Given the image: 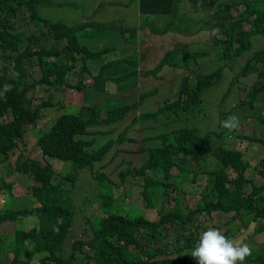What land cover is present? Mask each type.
<instances>
[{"label": "trees", "instance_id": "1", "mask_svg": "<svg viewBox=\"0 0 264 264\" xmlns=\"http://www.w3.org/2000/svg\"><path fill=\"white\" fill-rule=\"evenodd\" d=\"M76 1L79 2L71 0L66 4L61 0H0V53L14 58L13 66H7L5 72L0 74V93L3 92L5 84L11 85V90L0 96V154L7 155V159L26 131H34L37 128V120L41 118L40 109L53 105V95L59 94L65 88L83 91L88 87L85 96L90 102L108 93L105 88L107 83L116 82L119 85L124 77L137 70L136 66H132L133 61L129 60L124 63L100 64L97 71L98 57L105 49L92 51L77 38L83 28L101 22L97 19L101 14H94L93 17V14L85 9L88 1L80 5V9L86 11L85 18L81 14L86 22L81 21L75 25L39 15L37 8L40 2L41 5L47 2L55 5L56 9L67 7L75 11ZM178 1L138 0L136 11L146 15L144 26L152 30L147 27L144 29L154 34L158 24L162 23L163 28H169L171 23L160 20V16L174 14ZM226 1L228 3L223 5L222 0H189L193 7L209 11L205 20L208 39L204 42L211 41V49L218 51L217 62L229 61L227 66L230 68L235 64L234 56L237 55L235 53L232 55L231 43H236L241 51L253 50L245 61L240 75L253 71L256 80L252 83L247 98L239 96L240 103L245 106L240 107V111L243 118L247 120L253 118L254 123L256 121L264 123V113L254 106L257 97L264 95V48L254 50L251 45L255 36L264 34V0ZM216 2H219V5L211 10V6ZM236 7L239 8L238 16H234L233 13ZM27 12L33 15L34 19H31L39 30L34 31L13 20L15 13ZM88 13L95 22H88L90 20V17H86L89 16ZM114 14L113 11L107 18H113ZM113 22L114 20L109 23ZM110 28L125 34L121 25L114 23ZM13 29L17 32L10 31ZM213 30H216L215 34ZM48 42L49 46L46 45ZM22 43L24 46L20 50L19 46ZM172 53H181L184 57L192 54L188 50L174 49ZM77 54H82L79 58L82 65L80 76L73 80L70 79V74L76 68ZM167 56L168 51L160 60L158 68L169 63ZM63 57H66L64 61ZM23 62L36 63L42 72L41 78L29 82ZM84 73L92 76L90 81L84 82L82 77ZM146 73L154 75L156 72ZM161 76L164 79L165 73ZM222 77L221 66L208 73L198 74L192 83H189L188 76L184 75L180 82L175 83L178 90H175L173 96L177 92L176 98L168 100L166 96L162 97V103L159 101L157 105L154 104L156 110L142 109L146 106L144 101H151L150 98L154 97L157 88L142 91L138 100L130 103L119 104L120 100L110 99L104 100L99 106L96 103H88V106L80 109V114L79 111L75 114L66 112V108L62 106L63 112L55 117L45 132L38 134L35 148L45 159L54 158L62 161L67 166L65 170L68 174L62 177L63 171L56 174L47 159L42 161L28 157L22 159L25 156L21 153L26 154L30 150L24 148L25 150L20 151L13 161L14 172L21 173L23 177L29 176L36 184L23 186L3 182L0 185V192L3 190L1 199H4V195L13 185L16 188L21 186L26 189V193L20 196L29 194L34 204L30 208L16 211H0V264H196L188 253L194 248L199 235L206 230V227L199 230L202 223L198 221L200 215L209 217L214 211H220L225 214L232 212L236 218H241L245 212L253 214L251 224L257 219L263 220L264 181L256 184L246 175L249 167L247 156L237 149L213 147L211 133L200 136L197 129L188 127L192 123L190 118L201 105L202 96H205L207 90ZM37 85H43L48 98L38 105L30 106L27 92L29 89L36 90ZM231 90L232 87H229L223 92L222 100L226 99ZM246 105L256 108L253 116L249 114ZM89 108L91 109L87 117H82L81 112ZM136 109L141 110L138 115L141 118L161 117L163 124H172L171 128L160 134H147L144 138L154 142L143 147L145 160L140 166H130L131 160L121 154L125 148L117 146L113 151L111 148L116 142L134 140L126 133L138 121L137 118H133L129 125L122 127L116 137L111 136L103 142L99 134L102 135L103 132L108 134L111 130L113 132L115 124L123 122L125 117ZM197 113L200 114L201 110L198 109ZM229 115H232L231 109L226 113V118ZM101 123L107 126L100 128ZM174 123L184 125L177 126ZM221 133L222 131L218 135ZM261 133L262 136L258 137L252 131L243 138L249 142H259V148L262 149L264 132ZM157 139L161 142L156 141ZM208 154L216 156L220 163L216 168L207 171L211 180L210 186L204 189L205 193L201 194L195 208H185L186 204L180 202L177 196L169 209L163 208L158 220H149L144 215L129 218L118 209L101 218L100 215L96 217L94 215L93 219L88 220L91 227L86 231L88 235H80L73 239L71 250L66 254L65 243L76 226V204H79L80 200L79 205L83 212L86 208L84 204L89 202L92 204L95 200H99V206L103 209L110 208L113 201L110 187L119 186L120 182L128 177L142 176L143 182L140 183L138 195L145 202L147 210L153 211L158 194L168 195L167 188L170 184L167 181L171 176V170L177 167V176L186 180L192 162L200 166ZM104 161H107V166L113 164L109 167L112 176L101 171L99 165ZM126 162L129 164L123 169L121 165ZM260 162L262 167L258 173L264 178V154ZM229 169L235 172V177H230ZM85 171L90 174V184L99 190L98 193H93V198L86 195L84 199H80L78 192L81 188L76 183ZM87 212L86 216L89 218L92 213L89 215ZM26 217L34 218L36 220L34 225L29 229L20 228L19 219ZM256 226L255 224L252 228ZM261 227H264V223ZM82 229H85L84 225ZM7 234L11 236V240L5 239ZM156 240L159 244L155 243ZM172 240L176 244L173 248ZM245 243H250L252 255L246 258L244 264H264V249L262 251L256 246L257 243L252 238L247 240L245 238ZM260 246L264 248L263 245Z\"/></svg>", "mask_w": 264, "mask_h": 264}, {"label": "rangeland", "instance_id": "2", "mask_svg": "<svg viewBox=\"0 0 264 264\" xmlns=\"http://www.w3.org/2000/svg\"><path fill=\"white\" fill-rule=\"evenodd\" d=\"M86 1L89 2V4H87V10L90 14H93V17L94 13L107 12L106 16H111L110 14L114 11L115 16H117L118 13L121 14V19L107 18L106 16L98 17L97 19L105 23L112 22L114 20L115 24L121 25V27H123L122 31H125V34H122L119 30L109 28L111 29L109 30L110 33L116 35V38L107 36L106 33H95L96 35H94L89 42L88 37H83L82 33H79L80 35L77 36L78 40L80 42H84L87 48L92 49V51H99L103 48L105 49V52L98 57L97 71L100 68V64L103 65L107 62L124 63L129 60L133 61L132 66H136L138 70L131 72L128 76L124 77V79L120 81L121 84L119 83V85H117L116 82L107 83L105 88L108 93L101 98L98 97L92 99L90 102L86 100L85 96V93L88 91V87H85L83 91L65 88L59 94L53 95V105L45 108L42 107L40 109L41 118L37 120V128H35L34 131H26L24 137L18 141L17 147L9 153L10 157L8 159L7 155L0 154V161L5 160L4 163H0V184L3 182L9 184L18 183V185L20 184L23 186L36 184V181L31 179L29 176L23 177L21 173L15 174L14 172L13 161L20 154L21 150H25L24 148H27V150L30 151H27L26 154L21 153L22 156H25L22 157V159L27 157L39 161L47 159L56 174H60L62 171L61 177L68 174V171L65 170L67 169V166L64 165L62 161L54 158L45 159L44 156H41L38 149L35 148V140L38 134L45 132L50 127L51 122L54 121L55 117L63 112L62 106L66 108V112L75 114L79 111L80 114V109L83 106H88V103H96L99 106V104L106 99L115 101L120 100L119 104L130 103L138 100L142 91L157 88V93L154 94V97L150 98V100L154 101V103L146 100L144 101L146 106L142 109L156 110L157 107L155 105L161 101L162 97L166 96L168 100H173L175 98L173 96V93L177 88L175 83L180 82L182 77L185 75V73L181 71L180 67L186 68L187 70L190 69L189 83H192L194 82L197 73H208L217 66H221L223 68V77L218 83L207 90L205 96H202L201 105H199L196 112L190 118L192 123H190L188 127L197 129L200 136L211 133L210 139L213 143V147L218 146L219 148H234L243 152L247 156L249 163L246 175H248V177L256 184L263 183L264 178H262V176L258 173V170L262 167L260 159L264 154V148H259V142H249L245 140L243 136L250 134L253 131L255 136L261 137V132H264V123L261 121H256L254 123L253 118L251 120L243 118L240 107L245 108V106H242V103L239 101L240 95L245 98L248 97V91L251 88L252 83L256 80V74L253 71H247L245 74L240 75L245 61L253 53V50L241 51L238 49L236 43H231L230 46L232 55L233 53L237 55L234 56L236 61L235 64L230 68L227 66L229 61L225 60L217 62L216 57L218 56V51L211 49V41L204 42L208 39L206 34L208 31L205 27V20L209 11L193 7L189 0H179L176 3V11L174 14L169 16H160V20H167V22H170L171 24L169 28H163L162 23L158 24L154 34H151L149 30L147 31L144 29L147 27L144 26L146 24V15L140 14L136 11L138 0H108L106 3L101 0ZM225 1L223 2L222 0L223 5L228 3ZM61 2L65 3V0H61ZM218 5L219 2H216L213 6H211V10H214V8ZM37 7L39 9V15L63 20L68 25L78 24V22H80L79 20H81L78 14L79 10H77V13H74L73 10L69 8L56 9L55 5H50L48 3L38 5ZM233 13L234 16H238L239 8H234ZM31 18L34 19L33 15L31 16L29 12L25 14L15 13L13 15V20L17 23H22L24 27L32 28L34 31L39 30L35 27L34 21ZM147 28L152 30L150 27ZM166 29L168 30L165 31ZM10 31L14 33L17 32L16 29ZM91 42L93 45L90 44ZM46 45L49 46L50 42ZM251 45L254 50L264 48V34L255 36ZM23 46L24 43L19 46L20 50L23 49ZM59 47H61V44H59ZM173 49L188 50L194 54L188 55L185 59L184 55L181 53L173 54ZM166 51H168L167 61L171 63V65L166 63L158 68L157 66L160 63V60L164 57ZM81 55L82 54L76 55L77 64L76 68L71 71L70 79L72 78L74 80L75 77L80 76V67L82 62L79 58ZM65 59L66 57H63L62 61ZM92 60L95 61L94 58ZM90 62L91 61H89V64ZM23 63L27 71V80L29 82L41 78L42 72L36 63ZM175 63H178L180 67ZM13 64L14 58L0 53V74L5 72V68L7 66L11 67ZM149 71H155L156 73H154V75L147 74L146 72ZM162 73H165L164 79L161 76ZM175 74L177 75L175 76ZM82 77H84V82H87V80H91L92 76H87V73H84ZM174 77L176 81L172 84L171 80L174 79ZM165 81L169 82L168 86L164 83ZM158 84L162 86H155ZM42 86L43 85H37L36 90H28L27 95L29 97L30 106L38 105L42 100L48 98V93ZM229 87H232L231 92L227 94L225 100H222L223 92H225ZM160 94L163 95L159 98L158 95ZM257 98V101L254 102V106L260 108V110L264 113V95L258 96ZM162 102L163 101H161V103ZM234 106L236 107L234 108ZM246 106L249 109V114L253 116L256 108L249 105ZM90 109L91 108L87 110L85 109L86 111L81 112V116L87 117V113H90ZM198 109L201 110L200 114L197 113ZM229 109H231L232 115H236L239 119V128L234 131H229L221 128L220 126V121L222 118L223 120L226 119V113ZM139 113H141L140 109L132 111L125 117L123 122L115 124L113 132L111 130L108 134L107 132H103L102 135L99 134V138H102L103 142L111 136L116 137L122 127L129 125L133 118H137L138 121H136L126 133L129 137H133L134 140H122V142H116L111 148L112 151L116 150L117 146L125 148V151H122L121 154L128 157V160H131V164L128 162L122 164L121 167L123 169L126 168L128 164L130 166H140L143 163L145 160L143 157L146 155L143 147L154 142L153 140L144 138L147 134L156 135L171 128L172 123L163 124L161 117H158L157 119H144L138 116ZM174 125L183 126L184 124L174 123ZM99 126L102 128L107 125L105 123H101ZM221 131L222 133L218 135ZM101 141L99 143H101ZM156 141L161 142L160 139H157ZM222 143L224 144L222 145ZM112 166V163L107 166V161H104L101 165H99L101 171L106 174L109 173V167ZM217 166L216 159L209 154L200 166H198L196 162H192V166L189 168L190 172L186 180H182L177 176V167H174L171 170V176L167 181L170 184L167 188L168 195L158 194L155 202V209L153 211L147 210L145 202L142 201L138 195L140 191V183L143 182L142 176L135 178L128 177L122 182L119 180V186H111L110 188L112 191L113 201L110 208L103 209L102 206H99V200H95L92 204L90 202L89 204H84L86 208L85 212H83L81 211L82 207L79 205L81 204L80 200L79 204H76V226L74 227V231L69 237V240L65 243V247L67 249L66 254H68L71 250L70 246L73 239L78 238L80 235H88L86 232L90 227L88 220L93 219L94 215L95 217L96 215H100L99 218H101L112 212L114 209H118L129 218L144 215L149 220H158V216L163 213V208L169 209L173 204V200L177 196L179 197L180 202L186 204L185 208H195L197 200H199L202 193H205L204 189L210 186L211 180L207 171H210ZM229 170L230 171L228 172L230 177H235V172L231 169ZM111 172L113 174V171ZM109 175L112 176L111 173H109ZM113 176H115V174ZM90 179V174L88 171H85L82 174V177L77 181L76 185L81 188L78 192L80 199H84L86 195L93 198V193H98L99 189L90 184ZM17 187L18 188L13 185L12 188H10L4 195V199H1L0 197V211H16L33 206L34 202L31 200L29 194L20 196L26 193V189L21 186ZM2 192L3 190L0 193L2 194ZM86 212L89 215L92 213V215L87 218ZM252 216L253 214H246L244 212L241 218H236L232 212L225 214L220 211H214L209 217L206 215H200L198 217V221L202 222L199 230L201 231L205 227L207 229L208 226H212L218 228L226 237L236 241L244 240L245 242V238L246 240L252 238L257 243L255 245L260 247L263 251L264 248L260 245H263L264 247V227H261L264 223V219H257V221L251 224L253 221ZM35 221L36 220L34 218H20L18 226L20 228L29 229ZM255 224L257 226L252 228ZM83 225L85 226V229H82ZM233 234L234 236H232ZM8 235L9 234H7L5 239L11 240V236ZM159 241L156 240L155 243L159 244ZM247 244L249 245L250 243ZM175 246L176 244L172 240L171 247L173 248ZM35 260H37V257Z\"/></svg>", "mask_w": 264, "mask_h": 264}, {"label": "clouds", "instance_id": "3", "mask_svg": "<svg viewBox=\"0 0 264 264\" xmlns=\"http://www.w3.org/2000/svg\"><path fill=\"white\" fill-rule=\"evenodd\" d=\"M116 17L120 18V15H117ZM215 31L216 30H213V34H215ZM190 53H192L190 55L194 54L193 52ZM174 54H179V53H174ZM184 58L186 59V57ZM180 68L181 71L184 72L185 75L188 76L189 78L190 69L187 70L186 68L183 67ZM201 73H197L196 76ZM196 76H195V80H196ZM175 81L176 79L174 77V79L171 80L172 84ZM164 83H166L167 86L169 84V82L167 81H165ZM155 86H162V85L158 84ZM153 89L155 88H151L150 90ZM10 90H11V85L5 84L3 87V92L0 93V96H2L4 93ZM162 95L163 94H160L158 95V97H161ZM174 97L176 98V95ZM220 126L229 131H234L239 128V119L236 115H229L226 119L220 121ZM212 156L216 159V164L218 165L220 163L219 160H217L216 156L214 155ZM3 162H5V160L0 161V163ZM0 185H2V183ZM188 254H190V256L194 258L196 264H237V262H240V264H244L246 258L252 255V249L247 243L244 242V240L236 241L234 239H230L226 237L218 228L208 226L207 229L199 235V238L195 243L194 248Z\"/></svg>", "mask_w": 264, "mask_h": 264}, {"label": "crops", "instance_id": "4", "mask_svg": "<svg viewBox=\"0 0 264 264\" xmlns=\"http://www.w3.org/2000/svg\"><path fill=\"white\" fill-rule=\"evenodd\" d=\"M71 0H65V3L67 4L68 2H70ZM85 2H87L86 0H81V1H79V2H77L76 1V5H75V11H73L74 13H77V10H79V18L81 19V20H79L80 22L82 21V22H86V20L84 19L85 18V15H86V11H84V10H81L80 9V5L81 4H83V3H85ZM45 3H47V2H45ZM48 4H50V3H48ZM38 5H41V2L38 4ZM37 5V6H38ZM38 8V7H37ZM64 8H67V7H64ZM63 8V9H64ZM86 10H87V6H86V8H85ZM107 13V12H106ZM106 13H94L95 15H100L99 17H103V16H106ZM81 14L83 15V17L84 18H82L81 17ZM89 14V13H88ZM86 17H90V15L88 16H86ZM107 17V16H106ZM114 19L115 18H117L115 15L114 16H112ZM108 18H110V17H108ZM87 19V18H86ZM88 22H90V23H93V22H95V21H93V19H92V17H90V20H88ZM79 23V22H78ZM115 22H113V23H102V22H100V23H97V24H94V26H91V27H85V28H83L82 29V36L83 37H88V42L92 39V37L94 36V35H96L95 33H97V34H104V33H106L107 34V36H110V37H113V38H116V35H114V34H112V33H110V31L109 30H111V29H109L113 24H114ZM91 45H93V43L91 42L90 43ZM90 50H92V49H90ZM93 51H98V50H93ZM136 69H137V67H136ZM138 70V69H137ZM4 163V162H3ZM15 174H17V173H15ZM2 196V194L0 193V197ZM32 226V225H31ZM30 227V226H29Z\"/></svg>", "mask_w": 264, "mask_h": 264}]
</instances>
